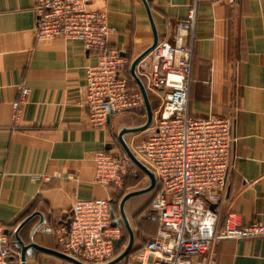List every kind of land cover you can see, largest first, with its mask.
Returning a JSON list of instances; mask_svg holds the SVG:
<instances>
[{
    "label": "crops",
    "instance_id": "obj_1",
    "mask_svg": "<svg viewBox=\"0 0 264 264\" xmlns=\"http://www.w3.org/2000/svg\"><path fill=\"white\" fill-rule=\"evenodd\" d=\"M147 1L158 38L166 40L194 0ZM89 8L106 12L114 29L108 46L129 60L152 43L141 0H94ZM34 34L33 0H0V222L13 239L19 224L37 212L40 216H33L19 237L57 250L53 230L68 222L76 200L111 198L122 228V251L128 234L115 201L118 194L93 181L92 157L100 151L122 155L118 131L141 125V116L115 114L103 127L89 125L83 104L85 68L96 63V53L79 40L55 37L37 42ZM20 82L29 94L14 123L11 104L18 98ZM188 108L194 116L235 118L237 141L227 185L210 205L219 216L217 229L229 211L237 214L240 224L264 219V0L234 5L198 0ZM125 141L131 149V142ZM153 189L149 192L154 195ZM149 192L124 204L134 235L130 254L158 228L149 213ZM212 253L215 264H264V236L218 240ZM199 258L204 264L206 258ZM60 260L33 250L26 264ZM117 264L133 263L125 257Z\"/></svg>",
    "mask_w": 264,
    "mask_h": 264
},
{
    "label": "built area",
    "instance_id": "obj_2",
    "mask_svg": "<svg viewBox=\"0 0 264 264\" xmlns=\"http://www.w3.org/2000/svg\"><path fill=\"white\" fill-rule=\"evenodd\" d=\"M93 1L33 0L34 37L37 42L55 37L79 40L86 50L96 53V63L85 68L83 104L89 125L103 127L111 116L136 114L144 105L139 89L130 83L131 60L108 46L114 29L104 10L89 8ZM209 1L234 5L239 0ZM197 2L175 24L170 37L158 40L136 67L147 91L159 99L157 117L143 131L140 149L160 188L149 205L158 228L137 252L127 256L133 264H202L200 256L206 258L204 264H215L216 241L264 236V219L240 224L232 211L217 229L219 216L210 206L226 188L237 137L233 115L200 117L189 112ZM17 88L18 98L11 104L14 123L29 94L24 83ZM92 161L93 181L105 187L122 189L134 171L126 155L100 151ZM113 204L111 198L76 200L68 222L53 230L57 250L89 264H103L118 255L122 228ZM0 264H21L19 250L10 247L1 222Z\"/></svg>",
    "mask_w": 264,
    "mask_h": 264
},
{
    "label": "water",
    "instance_id": "obj_3",
    "mask_svg": "<svg viewBox=\"0 0 264 264\" xmlns=\"http://www.w3.org/2000/svg\"><path fill=\"white\" fill-rule=\"evenodd\" d=\"M146 14H147V18L151 27V32H152V43L144 50L142 51L139 55H137L134 59H132L130 66H129V73L134 81V83L136 84L137 88L139 89L142 99H143V105H144V110H145V121L144 123H142L141 125L138 126H134V127H121L120 130L118 131L117 134V139L118 142L120 143L121 147L123 148L126 156L132 161V163L134 165H136L141 171H143L148 180L149 183L147 186L145 187H141L139 189H134L131 191L126 192L122 198L119 201V215H120V219L127 231L128 234V241L126 246L123 248V250L118 253V255H116L113 259H111L110 261L103 263V264H117L118 262L122 261L125 257H127L129 255V253L132 251V244H133V240H134V235H133V231L131 229V226L129 224V221L125 215L124 212V204L125 202L133 196L136 195H140L146 192H149L150 190H152L155 185H156V176L154 174V172L147 166L145 165L142 161H140L138 159V157L132 152V150L129 148V146L127 145L125 139H124V135L128 134V133H137V132H142L144 130H146L153 119V110L151 107V103L149 100V95L147 92V89L143 83V81L141 80L140 76L138 75L137 71H136V67L138 62L144 57L146 56L157 44L159 38H158V34H157V30L155 27V23L153 21L152 15H151V9L149 6V3L147 0H141ZM109 121V119H108ZM35 215H39V213L35 212L32 215L28 216L24 221H22L19 226L16 228V230L14 231V244L16 246L19 247V253H20V261L21 264H26V258L27 256L30 254L31 251L36 250L38 252L41 253H45L48 255H52L55 256L63 261H67V262H71L73 264H89V263H84L76 258H73L71 256L65 255L62 252L56 250V249H50V248H46L43 246H40L34 242H28V243H24L23 240H21V238L19 237L18 233L19 230Z\"/></svg>",
    "mask_w": 264,
    "mask_h": 264
},
{
    "label": "rangeland",
    "instance_id": "obj_4",
    "mask_svg": "<svg viewBox=\"0 0 264 264\" xmlns=\"http://www.w3.org/2000/svg\"><path fill=\"white\" fill-rule=\"evenodd\" d=\"M148 95H149V100H150L151 107H152V110H153L152 122H154L156 117H157V114H158L159 99L154 97V95H152V93H150V92H148ZM142 112H143V114H139L141 116V119H140L141 123L140 124L144 123V121H145V110H141V113ZM123 114H127V113H123ZM136 114H138V113H136ZM142 137H143V131L135 133V134L125 135V139H127L128 142H131V144H130L131 146L130 147H131L133 153L138 157V159L140 161L145 163L144 162V158H143L142 153H141V149H140V143H141ZM124 153L125 152H123L122 155H125ZM131 178H132V180H135V179L140 180V182H139L137 187H145L149 183V180H148L146 174L143 171H141L138 167H136L135 165H134V171H133V174H132ZM153 191H154V189H153ZM153 193L151 191L148 194H145V197H147V200H146L147 204L151 200V198L153 196ZM118 197H119V195H117L116 198L118 199Z\"/></svg>",
    "mask_w": 264,
    "mask_h": 264
},
{
    "label": "trees",
    "instance_id": "obj_5",
    "mask_svg": "<svg viewBox=\"0 0 264 264\" xmlns=\"http://www.w3.org/2000/svg\"><path fill=\"white\" fill-rule=\"evenodd\" d=\"M128 75H129V79H130V83H131V85H132V86H136V84L134 83V81H133V79H132L130 73H129ZM138 114H143V112H142V113H141V112H138ZM140 123H141V122H140ZM137 133H138V132H137ZM135 166H136V165H135ZM136 167H137V166H136ZM139 182H140V180H138V179L132 180L131 177H128V178L126 179L125 184H124V186L122 187V189H120V190L115 189V194H118V195H119L118 199L115 200V201H118V202H119L120 199L122 198V196L126 193V190H127L128 188L137 187L138 184H139ZM159 188H160V185L157 184V185L155 186V192L158 191ZM9 240H10V247L13 249V246H14L15 248H17V249L19 250V247L16 246V245L14 244L15 237H14L13 239L10 238ZM122 241H123V240H121V241L118 243L117 247H116V254H118V253L121 251L120 246H121V242H122ZM138 249H140V247H139ZM129 254H130V253H129ZM60 261H61V262H65V261H63V260H60Z\"/></svg>",
    "mask_w": 264,
    "mask_h": 264
}]
</instances>
